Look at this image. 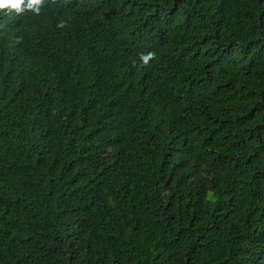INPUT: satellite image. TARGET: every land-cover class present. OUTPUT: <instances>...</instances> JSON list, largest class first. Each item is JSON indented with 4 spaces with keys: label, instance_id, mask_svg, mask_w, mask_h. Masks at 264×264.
Returning a JSON list of instances; mask_svg holds the SVG:
<instances>
[{
    "label": "trees",
    "instance_id": "obj_1",
    "mask_svg": "<svg viewBox=\"0 0 264 264\" xmlns=\"http://www.w3.org/2000/svg\"><path fill=\"white\" fill-rule=\"evenodd\" d=\"M0 264H264V0L0 13Z\"/></svg>",
    "mask_w": 264,
    "mask_h": 264
},
{
    "label": "clouds",
    "instance_id": "obj_2",
    "mask_svg": "<svg viewBox=\"0 0 264 264\" xmlns=\"http://www.w3.org/2000/svg\"><path fill=\"white\" fill-rule=\"evenodd\" d=\"M52 4L56 3V0H50ZM46 0H0V13L11 16L15 14L17 16L23 15L26 12H31L35 15H39L41 9L45 6ZM66 27V21H60L57 24V28ZM21 39H17L15 43H20ZM155 58L154 52L141 53L139 59L142 66H147Z\"/></svg>",
    "mask_w": 264,
    "mask_h": 264
}]
</instances>
